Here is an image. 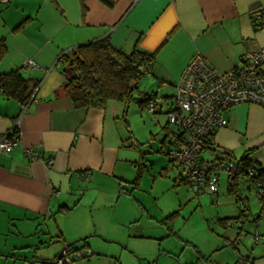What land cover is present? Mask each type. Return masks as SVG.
Instances as JSON below:
<instances>
[{"label": "crops", "instance_id": "obj_1", "mask_svg": "<svg viewBox=\"0 0 264 264\" xmlns=\"http://www.w3.org/2000/svg\"><path fill=\"white\" fill-rule=\"evenodd\" d=\"M107 1L0 0V39L6 44V54L0 60V74L19 70L31 91L24 102L0 91V135L16 127L20 137L18 146L0 152V240L5 239V249L0 248V264L15 259L13 250L23 245L18 247L16 242H10L13 233L22 237L32 235L38 221L47 217L55 219L61 212L68 211L70 198H74L80 185L94 183L107 187L106 194H115L118 201L129 198L137 206L141 205L132 197L140 189L142 167L145 169L141 159L144 157L142 148L126 127L122 103L110 100L104 108L74 107L62 88L63 65L58 59L63 52L107 38L124 53L134 47L154 53L150 74L158 78L159 87L170 86L172 93L152 94L166 101L171 99L174 84L195 54L200 53L215 68L225 71L235 66L246 52L264 46V0ZM256 8L262 11L259 31H255L251 21V11ZM26 60L35 62L38 68H25ZM223 115L228 124L216 128L211 148L202 151L212 154L211 157L206 159L201 155V158L239 160L249 152V160L264 169V108L254 103H237ZM173 136L175 139L174 133ZM162 142L163 149L167 148L170 137L165 134ZM28 146L35 149L36 157L26 156L24 149ZM136 156L140 163L135 160ZM139 169L142 173L138 183H134ZM172 173L175 191L177 185L190 187L181 178L178 165L167 158L160 175L169 177ZM219 180L220 176L218 191L209 194L210 200L218 206L242 207V215L246 216L247 204L242 202L240 187L236 193L230 192L227 180V193L221 195ZM241 181H250L255 189L251 180L240 178L239 186ZM199 193L203 192L196 194ZM256 204L262 211L260 203ZM232 213L218 216L219 222L239 219L235 211ZM261 223L264 220L258 214L257 224ZM55 231L63 242L62 246L57 244L60 251L64 243L78 242L75 247L88 248L92 252L90 263L94 264H104L103 261L108 260L103 257L106 241H125L128 247L131 240L145 238L127 234L123 239L114 232L101 234L95 220L92 230L75 227L71 231L57 225ZM94 234L107 240L98 239L97 242L88 238ZM134 244L135 241L131 243ZM96 250L102 256L98 257ZM243 257L242 264H255L251 256V259ZM197 259L195 264L202 262ZM118 261L115 259L114 263L120 264ZM237 261L239 259L234 260V264H238Z\"/></svg>", "mask_w": 264, "mask_h": 264}, {"label": "rangeland", "instance_id": "obj_2", "mask_svg": "<svg viewBox=\"0 0 264 264\" xmlns=\"http://www.w3.org/2000/svg\"><path fill=\"white\" fill-rule=\"evenodd\" d=\"M158 81L153 74H144L138 82V88L146 94L145 97L159 91L170 95L171 87L163 89L159 87ZM171 103L170 98L164 101L161 112L157 113L140 107L135 100L130 101L126 107L122 104L126 127L142 148L144 157L141 159L145 169L142 167L144 174L140 192L137 190L132 197L140 202L142 208L133 199L121 198L118 201L115 194H106L107 187L94 183L80 185L74 198H70L68 211L61 212L55 219H41L32 235L22 237L17 233L12 234L10 242H16L18 247L23 245L13 250L15 259L6 260L7 264H52L60 252L57 244H63L57 237L58 233L53 232L55 226H66L71 231L75 227L92 230L94 220L101 234L114 232L123 239L127 234L146 238L133 239L127 247L125 241L108 242L97 234L89 236L93 241H106L103 243V257L108 260H104V264H115V259L120 264H195L197 258L202 261L199 264H234V260L240 256H251L255 264H264V223L257 224L258 214L264 220V212L260 213V206L256 204L259 201L250 181H241L240 186L237 185V188L240 187L238 192L243 204H247L248 214L243 216L242 207L235 206L234 209L233 205L218 206L210 200L208 193L196 194L190 187L180 185H177L178 190L175 191L172 184L174 173L169 174V177L160 175V170L167 162L163 154L162 138L167 134L170 142L174 141L175 130L167 124L166 116ZM135 151L138 155V150ZM201 155L207 159L212 154L202 152ZM135 160L140 163L138 156ZM219 176L220 192L224 195L227 193V175L221 172ZM75 200L80 202L77 208L73 207L77 206ZM234 211L239 219H230V225L219 222L218 216L232 215ZM255 232L259 234L258 243L254 241ZM237 237L238 241L235 242ZM133 241L135 244L131 245ZM0 242V248L5 249V239L2 238ZM95 253L98 257L102 256L97 250Z\"/></svg>", "mask_w": 264, "mask_h": 264}, {"label": "built area", "instance_id": "obj_3", "mask_svg": "<svg viewBox=\"0 0 264 264\" xmlns=\"http://www.w3.org/2000/svg\"><path fill=\"white\" fill-rule=\"evenodd\" d=\"M259 17L260 13L254 14V18ZM23 66L38 68L32 60L24 61ZM149 70L146 68V72ZM173 89L172 103L166 116L167 124L175 130V139L163 151L170 161L178 165L181 178L194 192L213 194L218 191L221 172L227 175L229 184L243 174L249 180L255 179L256 196L261 212H264V174L257 177L256 164L243 165L233 157L208 161L201 158L202 151L211 147L216 128L228 124L224 111L237 103H254L264 108V46L246 52L235 66L225 71L218 70L197 53L188 61ZM163 103V97L155 95L146 108L155 113L161 110ZM19 144V134L13 132V128L0 135V152L9 151ZM24 153L30 158L37 156L32 146L26 147ZM258 238L255 232V243L259 242ZM86 249L64 243L60 256L54 257L52 264H90L93 254ZM238 259V264L245 260L243 256Z\"/></svg>", "mask_w": 264, "mask_h": 264}, {"label": "trees", "instance_id": "obj_4", "mask_svg": "<svg viewBox=\"0 0 264 264\" xmlns=\"http://www.w3.org/2000/svg\"><path fill=\"white\" fill-rule=\"evenodd\" d=\"M256 13H260L259 19L254 18ZM261 16L262 11L259 8L251 11V21L255 31L262 28ZM5 54V40L0 39V60ZM58 62L63 65L64 84L62 88L76 108H104L110 100L118 101L125 107L130 101L135 100L140 107H147L148 102L155 96L148 94L145 97L146 94L138 88L141 77L151 73L154 53L142 51L137 47L129 53H124L112 46L107 38H102L63 52ZM148 67L150 70L146 72ZM0 91L22 102L31 94L19 70L0 74ZM13 132H17L16 127L13 128ZM239 162L243 165L254 163L249 160V152L244 153ZM256 166L257 177H259L264 174V169L258 164ZM141 173L139 169L134 183H138ZM240 178H245V175L241 174L232 180L229 184L230 192H237ZM251 181L255 183V179ZM229 220H224L223 224Z\"/></svg>", "mask_w": 264, "mask_h": 264}, {"label": "water", "instance_id": "obj_5", "mask_svg": "<svg viewBox=\"0 0 264 264\" xmlns=\"http://www.w3.org/2000/svg\"><path fill=\"white\" fill-rule=\"evenodd\" d=\"M70 244H73V243H70ZM57 256H60V252L57 254Z\"/></svg>", "mask_w": 264, "mask_h": 264}]
</instances>
